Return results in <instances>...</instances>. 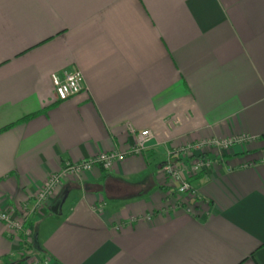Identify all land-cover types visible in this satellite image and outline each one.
Here are the masks:
<instances>
[{"label":"crops","instance_id":"0c3cea01","mask_svg":"<svg viewBox=\"0 0 264 264\" xmlns=\"http://www.w3.org/2000/svg\"><path fill=\"white\" fill-rule=\"evenodd\" d=\"M68 70L85 90L56 101ZM127 125L143 151L63 181L31 241L0 223V264H264V0H0V201L31 208L65 162L127 152ZM232 136L253 140L201 153L199 199L178 196L168 154Z\"/></svg>","mask_w":264,"mask_h":264},{"label":"built area","instance_id":"2783aa9c","mask_svg":"<svg viewBox=\"0 0 264 264\" xmlns=\"http://www.w3.org/2000/svg\"><path fill=\"white\" fill-rule=\"evenodd\" d=\"M50 79L54 87L56 101H65L85 90L84 78L78 70L52 74ZM127 131L131 136L130 148L127 152L114 150L100 152L95 157L79 163L65 162L57 173L49 175L43 183L41 189L34 196V204L31 208L23 204L14 209L5 201H0V223L5 225L9 235L14 238L21 237L26 241H31L33 239V231L28 224V216L42 217L45 215L46 206L55 199L56 189L67 178L91 173L95 167L110 171L127 158L138 156L151 140L152 135L148 130L136 133L130 125H127ZM252 140L249 137L232 136L223 139L198 140L187 143L168 154V159L160 167V172L171 182L174 186L173 190L178 196H186L195 202L199 199V193L190 184L189 180L199 173L208 172L212 167L211 161L203 157L201 153L204 151H217L221 155L235 146H240ZM262 162L264 163V158ZM34 260H30L29 264ZM43 264H49V262L45 260Z\"/></svg>","mask_w":264,"mask_h":264},{"label":"water","instance_id":"95a60500","mask_svg":"<svg viewBox=\"0 0 264 264\" xmlns=\"http://www.w3.org/2000/svg\"><path fill=\"white\" fill-rule=\"evenodd\" d=\"M67 197V191H64L59 198L55 201V203L48 208V212L51 213L54 216H60L61 215V208L64 204Z\"/></svg>","mask_w":264,"mask_h":264},{"label":"rangeland","instance_id":"374dc122","mask_svg":"<svg viewBox=\"0 0 264 264\" xmlns=\"http://www.w3.org/2000/svg\"><path fill=\"white\" fill-rule=\"evenodd\" d=\"M34 255H35V253L26 252L21 258L22 264H27V263L29 264L30 260H34V259L35 260L31 264H40V263L43 264V261L38 256H34ZM18 262H16V263H18ZM16 263H14V264H16Z\"/></svg>","mask_w":264,"mask_h":264},{"label":"trees","instance_id":"16d2710c","mask_svg":"<svg viewBox=\"0 0 264 264\" xmlns=\"http://www.w3.org/2000/svg\"><path fill=\"white\" fill-rule=\"evenodd\" d=\"M23 246H24V244H23ZM34 251H37V252H39V251H41V249H40V247H39V245H38V243H37V241L36 240H33V243H32V245L30 246ZM16 264H22V260H20L18 263H16Z\"/></svg>","mask_w":264,"mask_h":264}]
</instances>
